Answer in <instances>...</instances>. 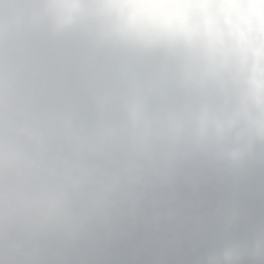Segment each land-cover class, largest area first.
<instances>
[{
  "label": "water",
  "instance_id": "95a60500",
  "mask_svg": "<svg viewBox=\"0 0 264 264\" xmlns=\"http://www.w3.org/2000/svg\"><path fill=\"white\" fill-rule=\"evenodd\" d=\"M131 154L187 167L111 208L190 176L119 214L99 169ZM260 184L264 0H0V264H224Z\"/></svg>",
  "mask_w": 264,
  "mask_h": 264
},
{
  "label": "bare ground",
  "instance_id": "6f19581e",
  "mask_svg": "<svg viewBox=\"0 0 264 264\" xmlns=\"http://www.w3.org/2000/svg\"><path fill=\"white\" fill-rule=\"evenodd\" d=\"M133 155L137 159L150 157ZM131 157L132 154L118 160L120 163L115 166L121 167L119 172L127 171L112 177L110 181L108 178L111 176L107 172L101 174L106 179V182L102 184V196L107 198V202L142 199V193L158 187L161 179L170 182V176L181 174L183 170V164L179 166V161L176 160L166 159L170 165L152 169L145 163H134L129 160ZM145 167L151 168L144 169ZM116 182L117 190L114 188ZM221 256L230 257V264H264V218H260L257 236Z\"/></svg>",
  "mask_w": 264,
  "mask_h": 264
}]
</instances>
